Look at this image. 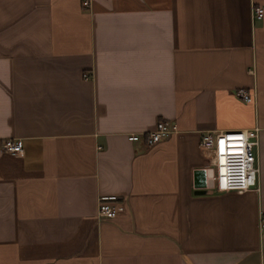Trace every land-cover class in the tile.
I'll use <instances>...</instances> for the list:
<instances>
[{
    "label": "crops",
    "instance_id": "obj_1",
    "mask_svg": "<svg viewBox=\"0 0 264 264\" xmlns=\"http://www.w3.org/2000/svg\"><path fill=\"white\" fill-rule=\"evenodd\" d=\"M87 1L0 0V264H264V0ZM251 129L255 189L216 192L200 135Z\"/></svg>",
    "mask_w": 264,
    "mask_h": 264
},
{
    "label": "built area",
    "instance_id": "obj_2",
    "mask_svg": "<svg viewBox=\"0 0 264 264\" xmlns=\"http://www.w3.org/2000/svg\"><path fill=\"white\" fill-rule=\"evenodd\" d=\"M83 8L88 1L83 0ZM264 6L251 9L252 21H261ZM235 96L245 103L251 101L243 91H237ZM175 132V126L169 121H158L151 132L143 134L146 146H152ZM128 142H137L139 135H129ZM257 146V130L236 132L203 133L199 137L200 151L209 156V169L212 171L211 183L218 193L246 192L255 189L257 169L254 163L253 151ZM3 153L21 156L23 153L20 140H5L0 144ZM98 218L113 220L123 212L122 202L116 196H99L96 200ZM258 230L264 232V214H259Z\"/></svg>",
    "mask_w": 264,
    "mask_h": 264
},
{
    "label": "water",
    "instance_id": "obj_3",
    "mask_svg": "<svg viewBox=\"0 0 264 264\" xmlns=\"http://www.w3.org/2000/svg\"><path fill=\"white\" fill-rule=\"evenodd\" d=\"M204 177H205V172L203 171H197L194 173V183L196 187H198L202 183Z\"/></svg>",
    "mask_w": 264,
    "mask_h": 264
},
{
    "label": "rangeland",
    "instance_id": "obj_4",
    "mask_svg": "<svg viewBox=\"0 0 264 264\" xmlns=\"http://www.w3.org/2000/svg\"><path fill=\"white\" fill-rule=\"evenodd\" d=\"M253 154H254V151H253Z\"/></svg>",
    "mask_w": 264,
    "mask_h": 264
},
{
    "label": "bare ground",
    "instance_id": "obj_5",
    "mask_svg": "<svg viewBox=\"0 0 264 264\" xmlns=\"http://www.w3.org/2000/svg\"><path fill=\"white\" fill-rule=\"evenodd\" d=\"M205 176H206V174H205Z\"/></svg>",
    "mask_w": 264,
    "mask_h": 264
}]
</instances>
